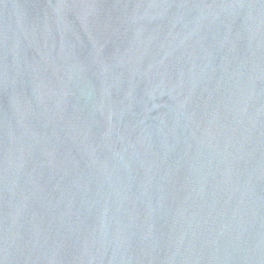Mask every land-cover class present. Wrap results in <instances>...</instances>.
Listing matches in <instances>:
<instances>
[{"label": "water", "instance_id": "1", "mask_svg": "<svg viewBox=\"0 0 264 264\" xmlns=\"http://www.w3.org/2000/svg\"><path fill=\"white\" fill-rule=\"evenodd\" d=\"M0 264H264V0H0Z\"/></svg>", "mask_w": 264, "mask_h": 264}]
</instances>
